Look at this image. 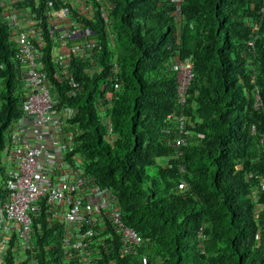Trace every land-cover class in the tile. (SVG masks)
<instances>
[{"label":"trees","instance_id":"1","mask_svg":"<svg viewBox=\"0 0 264 264\" xmlns=\"http://www.w3.org/2000/svg\"><path fill=\"white\" fill-rule=\"evenodd\" d=\"M100 1L108 21L96 0L91 18L61 0L22 3L41 21L42 62L56 106L71 112L70 155L115 194L122 220L142 239L137 255L121 256L114 246L99 264H140L142 255L148 264H264V193L256 179L264 175L261 0H182L178 11L171 0ZM62 8L97 43L89 60L70 57L71 83L56 76V42L45 18L47 9ZM260 21L250 48L251 24ZM9 35L0 8V152L8 127L22 116L21 71ZM185 59L193 62L192 80L180 106L172 64ZM172 113L189 117L179 149L170 144ZM36 219L40 264H61L59 228H46L45 207ZM19 258L13 235L0 264H26Z\"/></svg>","mask_w":264,"mask_h":264},{"label":"built area","instance_id":"2","mask_svg":"<svg viewBox=\"0 0 264 264\" xmlns=\"http://www.w3.org/2000/svg\"><path fill=\"white\" fill-rule=\"evenodd\" d=\"M61 1L85 17L93 16L91 0ZM96 1L101 6L103 18L108 21L106 5ZM23 2L0 0L2 17L9 28V41L14 44V59L19 63L22 78V116L10 126V136L1 151L5 159L2 187L6 198L0 203V260L15 235L19 260L40 264L34 251V240L41 230L36 217L44 207L46 228H59L61 264H99L114 246L121 256H135L142 239L122 220L115 194L85 173L77 155H70L73 140L65 132V126L71 112L56 106L57 100L50 92L42 62L45 39L39 26L41 21L31 7L22 5ZM181 2L171 0L177 11ZM263 13L264 0H261L258 15ZM45 18L49 36L59 44L53 53L59 68L56 76L71 83L68 75L70 57L89 60L97 47L92 38L94 35L89 28L74 22L68 8L47 9ZM260 23L251 24L247 42L250 48L254 47ZM172 68L177 77L176 102L182 106L192 80L193 62L190 59L176 61ZM254 107H260L258 97ZM167 120L175 124L176 131L170 144L179 149L186 144L189 117L172 113L167 115ZM256 179L259 191L264 193V175ZM184 186L181 182L178 189ZM139 259L140 264H148L146 256H139Z\"/></svg>","mask_w":264,"mask_h":264},{"label":"rangeland","instance_id":"3","mask_svg":"<svg viewBox=\"0 0 264 264\" xmlns=\"http://www.w3.org/2000/svg\"><path fill=\"white\" fill-rule=\"evenodd\" d=\"M75 22V21H74ZM76 23V22H75ZM92 38H95V36H93ZM54 51H55V49L53 50V53H54ZM12 125V124H11ZM10 125V126H11ZM10 126L8 127V129H7V131L5 132V139H7L8 138V136H10L9 135V132H10ZM262 142H263V144H264V140H263V138H262ZM5 143H6V140L4 141V146H3V149H4V147H5ZM3 149L1 150V151H3ZM4 163H5V159H4V156L2 155V153L0 152V167H2L3 169H4Z\"/></svg>","mask_w":264,"mask_h":264},{"label":"crops","instance_id":"4","mask_svg":"<svg viewBox=\"0 0 264 264\" xmlns=\"http://www.w3.org/2000/svg\"><path fill=\"white\" fill-rule=\"evenodd\" d=\"M57 43V42H56ZM58 47H59V44L57 43L56 44V47L54 48L56 51H57V49H58ZM71 135V134H70ZM80 158V157H79ZM81 159V158H80ZM82 160V159H81ZM82 165H83V161H82Z\"/></svg>","mask_w":264,"mask_h":264}]
</instances>
